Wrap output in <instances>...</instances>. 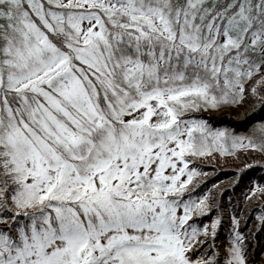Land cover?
I'll use <instances>...</instances> for the list:
<instances>
[{
    "label": "trees",
    "instance_id": "16d2710c",
    "mask_svg": "<svg viewBox=\"0 0 264 264\" xmlns=\"http://www.w3.org/2000/svg\"><path fill=\"white\" fill-rule=\"evenodd\" d=\"M19 1L21 6L13 8L0 3V61L9 59L3 53L4 46L13 49L22 45L15 20L16 11L22 8L48 42L71 57L72 72L87 91L95 90L91 97L102 114L101 119H106L102 128L70 149L77 157L69 158L75 168L82 173L89 166L112 158L109 146L106 143L103 146L102 141L103 129L117 133L122 128L114 108H126L139 101L142 94L194 87L191 98H182L183 104L173 106L168 126L144 129L148 141L161 138L165 142L180 132L186 134L178 178L168 190L163 187L166 184L163 177L150 181L141 174L138 184L129 186L128 191L142 192L140 197L144 199L155 188L163 206L187 209L181 227L192 239L185 250L205 254L207 264H221L225 257L212 248L213 236L221 237L226 249L231 243L243 255L250 252L257 259L263 257L264 0H131L132 7L153 11L164 20L166 31L173 36L172 44L156 35L147 38L137 30L135 22L125 20L116 11L106 14L99 9L39 0L42 10L59 18L58 25L48 30L25 1ZM9 9L13 15L7 12ZM92 11L100 14L106 36L103 45L93 50L84 47L83 52L75 45L72 49L71 37H75L72 28L78 16ZM220 34L227 40L222 45ZM179 38L181 41L186 38L194 47L186 49L178 44ZM97 49L96 63L88 55V62L97 66L90 74L89 68L93 67L90 62L84 64L79 60L80 53L84 57L86 51L96 54ZM78 67L86 74L85 78L75 72ZM9 103L16 104L15 97L9 98ZM220 108L228 111L209 115ZM3 130L0 127V264L8 261L11 250L22 244L19 232L27 235L29 227L49 231L52 241L61 235L63 224L70 231V220H79L88 229L79 207L75 205L73 213H65L64 207L74 205L72 202L60 206L27 194L23 176L13 169L9 159ZM209 222L214 225L209 227ZM105 253L110 255L109 251ZM74 263L63 259L56 262Z\"/></svg>",
    "mask_w": 264,
    "mask_h": 264
},
{
    "label": "rangeland",
    "instance_id": "374dc122",
    "mask_svg": "<svg viewBox=\"0 0 264 264\" xmlns=\"http://www.w3.org/2000/svg\"><path fill=\"white\" fill-rule=\"evenodd\" d=\"M24 1L48 30L58 25L59 18L42 10L39 0ZM50 1L99 9L106 14L116 11L125 20L135 22L137 30L147 38L156 35L168 44L173 42L164 20L153 11L132 7L131 0ZM0 3L10 8L21 6L19 0H0ZM16 12L22 45L13 49L4 46L3 53L9 59L0 61V127L4 129L9 159L13 169L23 176L27 194L60 206L72 202L74 205L64 207L65 213H73L75 205L79 207L88 229L73 219L70 231L63 224L61 235L52 241L49 231L29 227L27 235L19 232L23 236L22 244L11 250L8 261L1 264H56L62 259L74 264H207L205 254L185 250L192 239L181 227L187 209L163 206L155 188L144 199L140 197L142 192L130 194L128 191L129 186L138 184L141 174L150 181L163 177L166 181L163 187L171 189L178 178L180 153L187 145L186 134L180 132L165 142L161 138L148 141L144 129L159 130L168 126L173 106L183 104L182 98H191L196 89L173 87L162 93H146L126 108H114L122 128L117 133L110 128L103 129L102 141L103 146L104 143L109 146L112 158L80 173L70 162L69 158L76 157L70 149L102 128L103 120L106 121L101 119L102 114L91 97L95 90L87 91L72 72L71 57L48 42L22 8ZM77 20L72 28L75 36L71 37L72 49L77 46L83 52L84 47L93 50L103 45L106 36L99 12L82 13ZM178 40L186 49L194 47L186 38H182L184 42L181 38ZM225 41V35L220 34L219 44ZM98 50L96 54L86 51L84 57L80 53L79 60L88 64L90 56L96 63ZM92 62L90 74L97 68ZM75 69L85 78L80 67ZM12 97H15L14 105L9 103ZM224 111L228 109L220 108L209 115L218 116ZM210 242L217 255L225 256L221 264H264V256L257 259L254 253L243 255L235 244L230 243L232 246L226 249L225 241L219 236H213Z\"/></svg>",
    "mask_w": 264,
    "mask_h": 264
}]
</instances>
